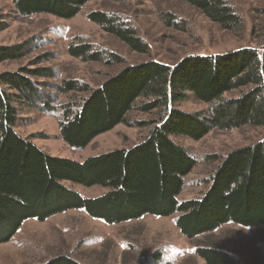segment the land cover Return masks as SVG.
Instances as JSON below:
<instances>
[{"label": "trees", "instance_id": "1", "mask_svg": "<svg viewBox=\"0 0 264 264\" xmlns=\"http://www.w3.org/2000/svg\"><path fill=\"white\" fill-rule=\"evenodd\" d=\"M90 1L11 0L21 16L43 14L59 20L73 19ZM184 1L223 29L240 24L223 0ZM88 19L131 50L145 52L132 30L121 29L102 13H92ZM2 28L0 24V31ZM29 45L26 42L0 48V62L23 57ZM69 54L87 61L99 57L89 54L85 45H71ZM35 77L50 78L52 74L40 68L0 75V245L9 242L27 220L43 223L70 210H83L108 225L145 215L169 217L178 213L175 225L188 240L210 235L228 224L245 229L264 227V139L229 153L211 176L203 197L184 202H178L177 197L195 161L171 139L184 136L198 141L212 129L264 127V40L258 48L187 56L172 67L153 61L125 67L92 90L73 114L64 107L60 137L74 150L85 149L97 136L123 124L139 98L149 99L139 106L142 113L162 110L159 122L141 143L81 162L50 157L15 132L20 119L15 103L50 114V97L40 92ZM247 87L248 91L238 98H222L225 93ZM60 89L67 93L76 90V85L65 81ZM78 91L88 89L81 87ZM188 92L197 101L213 105L209 115L195 116L169 107L184 100ZM66 184L106 191L96 198H84ZM247 249L251 264H264L251 245ZM195 254L205 264L232 262L225 251L211 246L201 247ZM39 264L79 262L59 255Z\"/></svg>", "mask_w": 264, "mask_h": 264}, {"label": "rangeland", "instance_id": "2", "mask_svg": "<svg viewBox=\"0 0 264 264\" xmlns=\"http://www.w3.org/2000/svg\"><path fill=\"white\" fill-rule=\"evenodd\" d=\"M223 1L240 19L238 27L223 29L184 0H91L71 20L43 14L21 16L11 0H0L3 27L0 48L30 44L23 57L0 62V75L40 68L52 74L50 78L33 79L39 84L40 92L50 97V114L15 103L20 118L15 132L24 139L29 138L50 157L78 162L141 143L162 116L161 108L151 113L139 110L149 99L139 98L123 124L97 136L83 150L71 149L61 140L59 122L65 117L63 108L68 107L73 114L92 90L125 67L151 61L172 67L187 56H212L241 48H258L264 40V0ZM96 12L110 18L121 29L132 30L145 52L131 50L91 22L88 16ZM71 45H85L89 47V54L99 57L92 61L72 57ZM65 81L74 82L76 90L62 91L60 88ZM81 87L88 91H78ZM248 89L230 91L222 98H238ZM184 95L187 96L184 100L169 107L195 116L210 114L213 105L197 101L189 92ZM171 139L195 161L177 197L178 202H184L203 197L223 159L235 149L261 142L264 127L212 129L198 141L184 136ZM66 186L84 198H96L106 191L100 187ZM178 216V213L169 217L145 215L138 220L108 225L83 210H70L43 223L27 220L9 242L0 245V264L46 263L59 255H68L79 264H205L195 254L204 246L225 251L232 260L230 264H251L246 255L250 245L261 254L264 263V227L245 229L228 224L210 235L188 240L175 225Z\"/></svg>", "mask_w": 264, "mask_h": 264}, {"label": "crops", "instance_id": "3", "mask_svg": "<svg viewBox=\"0 0 264 264\" xmlns=\"http://www.w3.org/2000/svg\"><path fill=\"white\" fill-rule=\"evenodd\" d=\"M55 217V216H54ZM53 218V217H52ZM51 219V218H50Z\"/></svg>", "mask_w": 264, "mask_h": 264}]
</instances>
